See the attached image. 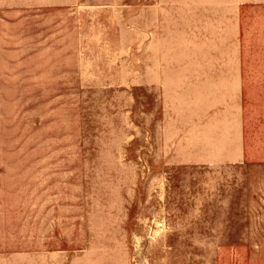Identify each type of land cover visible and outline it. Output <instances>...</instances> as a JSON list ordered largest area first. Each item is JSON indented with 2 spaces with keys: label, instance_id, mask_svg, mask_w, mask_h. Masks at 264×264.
<instances>
[{
  "label": "rangeland",
  "instance_id": "1",
  "mask_svg": "<svg viewBox=\"0 0 264 264\" xmlns=\"http://www.w3.org/2000/svg\"><path fill=\"white\" fill-rule=\"evenodd\" d=\"M61 2L29 13L28 36L42 40L17 74L30 76L0 71V252L28 264H264V164L176 165L154 138L133 48L132 6L147 1Z\"/></svg>",
  "mask_w": 264,
  "mask_h": 264
},
{
  "label": "crops",
  "instance_id": "2",
  "mask_svg": "<svg viewBox=\"0 0 264 264\" xmlns=\"http://www.w3.org/2000/svg\"><path fill=\"white\" fill-rule=\"evenodd\" d=\"M61 1L0 0L1 78L30 76L17 74L42 40L28 36L29 13ZM146 1L132 6L136 79L172 163L264 164V0ZM22 255L0 252V264H28Z\"/></svg>",
  "mask_w": 264,
  "mask_h": 264
}]
</instances>
